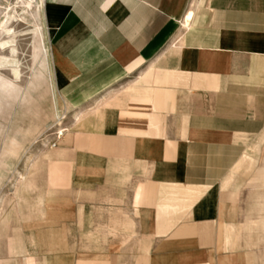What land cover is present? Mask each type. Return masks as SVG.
I'll return each mask as SVG.
<instances>
[{"label":"crops","instance_id":"crops-1","mask_svg":"<svg viewBox=\"0 0 264 264\" xmlns=\"http://www.w3.org/2000/svg\"><path fill=\"white\" fill-rule=\"evenodd\" d=\"M44 19L76 112L71 195L45 216L60 264H264V0H45Z\"/></svg>","mask_w":264,"mask_h":264},{"label":"rangeland","instance_id":"rangeland-1","mask_svg":"<svg viewBox=\"0 0 264 264\" xmlns=\"http://www.w3.org/2000/svg\"><path fill=\"white\" fill-rule=\"evenodd\" d=\"M26 1L0 0L9 31L0 26V264H60V235L45 216L71 195L58 148L76 112L53 82L45 0Z\"/></svg>","mask_w":264,"mask_h":264},{"label":"bare ground","instance_id":"bare-ground-1","mask_svg":"<svg viewBox=\"0 0 264 264\" xmlns=\"http://www.w3.org/2000/svg\"><path fill=\"white\" fill-rule=\"evenodd\" d=\"M34 1H35V0H29V1H26L27 6H28V7H32V6H33V5H32V4H33L32 2H34ZM40 1H41V6H40V7H43V3H44V2H43V0H40ZM9 11H10V10H9ZM7 13H8V12H7ZM5 15H6V14H5ZM6 16H7V15H6ZM6 16H5V18H8V17H6ZM190 16H191V14L189 15V17H190ZM9 17H10V16H9ZM11 17H12V16H11ZM11 17H10V18H11ZM186 21H187V20H186ZM6 22H7V21H6ZM8 22H10V21L8 20ZM5 25H8V24H5ZM0 26H2V29H3V30H6L7 33L9 32L8 29H7L8 27L4 26V22H2V23L0 24ZM10 43H11L10 41H5V42L1 43L2 48L5 49L6 47H10V46H11ZM12 50H13L12 52L14 53V52H15V49L13 48ZM45 50H46V49H45ZM47 54H48V53H47Z\"/></svg>","mask_w":264,"mask_h":264}]
</instances>
